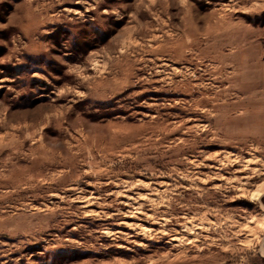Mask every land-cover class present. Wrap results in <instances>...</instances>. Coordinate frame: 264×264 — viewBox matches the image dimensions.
<instances>
[{
	"label": "rangeland",
	"instance_id": "1",
	"mask_svg": "<svg viewBox=\"0 0 264 264\" xmlns=\"http://www.w3.org/2000/svg\"><path fill=\"white\" fill-rule=\"evenodd\" d=\"M0 264H264V0H0Z\"/></svg>",
	"mask_w": 264,
	"mask_h": 264
}]
</instances>
